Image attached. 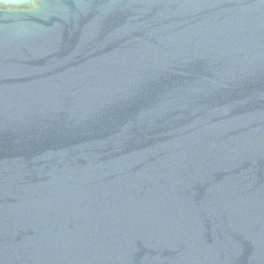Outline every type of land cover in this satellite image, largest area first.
I'll return each mask as SVG.
<instances>
[{
    "label": "water",
    "instance_id": "95a60500",
    "mask_svg": "<svg viewBox=\"0 0 264 264\" xmlns=\"http://www.w3.org/2000/svg\"><path fill=\"white\" fill-rule=\"evenodd\" d=\"M0 264H264V0H0Z\"/></svg>",
    "mask_w": 264,
    "mask_h": 264
}]
</instances>
